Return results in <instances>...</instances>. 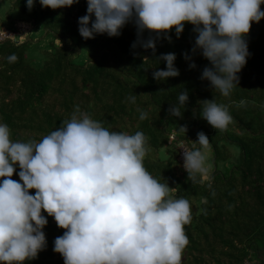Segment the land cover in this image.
<instances>
[{"label":"trees","instance_id":"trees-1","mask_svg":"<svg viewBox=\"0 0 264 264\" xmlns=\"http://www.w3.org/2000/svg\"><path fill=\"white\" fill-rule=\"evenodd\" d=\"M3 1L7 9L0 16V31L16 32L17 23L29 25L18 43L0 41V123L9 126L10 139L39 141L70 120L77 106L110 131H142L149 149L145 168L174 188L170 196L190 202L191 220L184 225L189 242L181 264H264V18L251 23L245 37L250 55L238 73V85L223 96L200 78L211 65L194 50L197 33L190 23L185 22L179 37L171 29L170 39L147 30L138 36L132 22L119 36L84 39L78 18L86 14V0L55 10L41 7L38 0L31 9L27 0ZM150 37L154 51L141 46ZM47 39L48 45L38 49ZM170 52L179 75L153 79L155 70L166 67L161 55ZM13 53L18 59L10 62L7 57ZM182 90H187L188 101L182 117H174L168 109ZM212 99L226 105L233 117L223 129H214L200 116V101ZM142 111L147 113L143 120ZM201 131L209 138L213 169L207 177L197 174L193 179L178 163L177 147L186 143L199 148L192 142ZM18 172L17 166L12 179L19 180ZM47 218L46 247L23 264H64L53 248L65 229Z\"/></svg>","mask_w":264,"mask_h":264},{"label":"clouds","instance_id":"clouds-1","mask_svg":"<svg viewBox=\"0 0 264 264\" xmlns=\"http://www.w3.org/2000/svg\"><path fill=\"white\" fill-rule=\"evenodd\" d=\"M36 0H27L31 9ZM53 10L78 0H38ZM86 14L78 18L82 38L96 34L119 36L129 22L138 36L145 30L157 37L174 28L177 37L185 22L197 33L194 50L210 62L201 74L214 91L229 96L246 64L251 23L264 18V0H86ZM94 17V19H93ZM91 22V23H90ZM155 50L151 37L141 43ZM135 47V43L133 44ZM18 59L15 53L7 60ZM166 67L153 72L165 81L179 75L175 53L162 54ZM190 67H195L191 64ZM135 101V95L130 98ZM188 101L182 90L168 111L182 117ZM200 115L214 129L233 120L228 107L215 99L200 101ZM243 103V101L241 102ZM147 116L141 112L140 119ZM186 132V127H181ZM207 148L209 138L197 133L192 142ZM142 131H110L87 113L77 111L70 120L39 141H13L6 123H0V264H23L46 245L43 231L48 216L65 229L54 240L53 251L64 264H181L188 244L184 225L191 220L186 197H172L165 181L144 166L148 152ZM19 167V180L12 179ZM187 175L207 173L201 148L183 150ZM34 189V194L30 190ZM42 212L47 213L43 215Z\"/></svg>","mask_w":264,"mask_h":264},{"label":"rangeland","instance_id":"rangeland-1","mask_svg":"<svg viewBox=\"0 0 264 264\" xmlns=\"http://www.w3.org/2000/svg\"><path fill=\"white\" fill-rule=\"evenodd\" d=\"M4 3H6V1H3L2 4H0V16H4L5 15V12H6V9H7V4H4ZM15 27H16L15 28L16 29V32H11V31H7V30H5V31L2 30V31L3 32H6V34H7L6 36L8 38H10L11 40H13V41H15V42L18 43L19 40H20L19 37H22L23 38L25 36L26 32L29 29V25L28 24H25V23H17L15 25ZM1 41H3V40H1ZM48 43H49V40L48 39L45 40L43 43H40V44L38 43V46H39L38 49L39 48L42 49V48L46 47L48 45ZM33 48L34 47L32 46V49ZM38 49H33V51H32V54L34 55V57L36 59H38V57H39ZM172 139H173V137H172ZM199 148H201V150L206 155V165H210L209 170H208V173H207V176H208V174L213 169V167H212V154H211V151H210L209 147L203 148L202 146H200ZM235 152H236V150H235ZM230 162H233V160H231ZM202 175L205 177L204 174H202Z\"/></svg>","mask_w":264,"mask_h":264},{"label":"built area","instance_id":"built-area-1","mask_svg":"<svg viewBox=\"0 0 264 264\" xmlns=\"http://www.w3.org/2000/svg\"><path fill=\"white\" fill-rule=\"evenodd\" d=\"M6 35H7L6 32L1 31L0 32V41L7 39L8 37ZM188 148H189V146L186 143H179V145L177 147V150H178L177 161L180 164L181 168H183L184 171H185V169L183 167V150H186Z\"/></svg>","mask_w":264,"mask_h":264}]
</instances>
